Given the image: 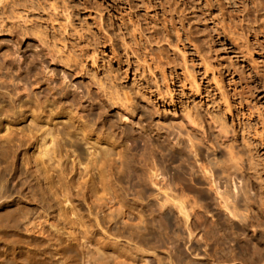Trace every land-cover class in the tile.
Returning <instances> with one entry per match:
<instances>
[{
    "label": "rangeland",
    "instance_id": "374dc122",
    "mask_svg": "<svg viewBox=\"0 0 264 264\" xmlns=\"http://www.w3.org/2000/svg\"><path fill=\"white\" fill-rule=\"evenodd\" d=\"M0 90L12 107L5 108L10 127L0 132V145L9 146L11 153H31L30 143L45 129L62 137L66 127L73 134L83 114L88 127L81 128L79 138L88 131L94 136L91 143L79 139V156L69 159H75L76 171L93 176L92 154L120 162L108 150L114 145L97 138L112 134L110 120H120L124 131L116 136H122L136 160L146 151L141 126L168 135L156 158L161 175L170 180L181 153L198 163L218 156L204 145L190 152L187 129L217 140L226 124L230 137L251 148L258 192L264 191V0H0ZM0 104L6 106V100ZM124 110L133 116L121 117ZM168 139L179 142L174 159ZM55 164L51 160L48 167ZM137 179L124 169L119 197L110 192L91 203L85 201L84 184L74 187L80 216L99 223L97 235L86 239V249H97L98 240L105 241L101 231L115 227L124 214L128 236L123 241L131 256L127 264H182L188 259L264 264V258L251 263L252 250L246 248L264 252V221L248 228L230 221L231 228L221 235L224 251H216L212 240L207 244L203 231L199 241L173 223H168V234L160 233L149 197L138 199ZM199 202L203 210L218 211L214 201ZM45 208L56 212V205ZM139 225L144 239L136 234ZM149 231L155 234L150 241ZM251 234L261 235L262 242Z\"/></svg>",
    "mask_w": 264,
    "mask_h": 264
},
{
    "label": "bare ground",
    "instance_id": "6f19581e",
    "mask_svg": "<svg viewBox=\"0 0 264 264\" xmlns=\"http://www.w3.org/2000/svg\"><path fill=\"white\" fill-rule=\"evenodd\" d=\"M5 100L6 106L0 104V132L9 129L10 118L5 108H12L0 90V103ZM21 111L26 112V109L22 108ZM150 111L154 114L153 110ZM126 114L133 116L134 113L120 111L121 117ZM87 127L84 115L80 114L73 134L66 127L60 131L62 137H59V131L56 133L45 129L30 143L32 152L20 153L22 155L11 153L5 144L0 145V264H127L131 256L129 246L123 241L128 236L124 214L121 221H115V227L110 225L101 231L105 241L98 240L97 249H86L85 241L97 235L95 231L99 223L85 221L74 202V187L82 184L88 203L102 200V196L110 192L119 197L124 169H127L129 176L138 178V199L145 195L149 197L150 214L160 233L168 234V223H173L187 232L189 239L199 241V233L203 231L202 237L207 244H211L209 240H212L216 251H224L221 235L231 228L230 221H241L246 228L264 221V191L261 189L258 192L251 148L246 147L245 143L241 144L237 137H230L226 124L220 128L217 140H212L209 134L197 135L192 129H187L191 141L190 152L204 145L218 156L198 163L197 158L191 161L181 153L178 170L170 180H165L161 175L164 170L160 171L156 158L164 147L162 139H167L168 135L157 128L148 131L141 126L139 131L146 151L136 160L133 159L136 154H129V147L124 148L122 136H116L117 132L122 131L120 120H110L112 134L97 136L99 141H110L114 145V149L108 147V150L118 155L119 164L116 158L113 161L104 154L97 158L96 152L90 159L93 162V176L86 177L88 170L76 171L75 159L79 156L75 152L77 142L85 139L91 143L94 136L88 131L79 138L81 128ZM134 134L136 132L133 131ZM65 137L72 139L63 143ZM93 142L92 145H96V141ZM178 143V140L168 139L170 159L177 157L175 148ZM64 149L66 152L63 154ZM179 149L181 152L187 150L185 146ZM71 155L75 159H69ZM129 155L132 160L128 159ZM51 160H55L56 164L48 167ZM193 195L198 198L193 199ZM199 199L207 203L214 201L218 211L213 213L209 208L203 210ZM45 204L50 207L56 205L55 214L47 210ZM137 217L144 223L145 218L141 213ZM219 221H225V224L219 225ZM138 228V237L146 238L141 225ZM173 232H176L175 228ZM153 236L154 232L149 231L148 240H152ZM251 239L261 243L263 237L251 234ZM167 244L170 248L176 246L173 240ZM246 248L252 250L251 263L264 258L263 251L251 245ZM193 260L188 259L182 264H203L199 261L194 263Z\"/></svg>",
    "mask_w": 264,
    "mask_h": 264
}]
</instances>
